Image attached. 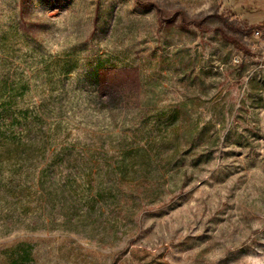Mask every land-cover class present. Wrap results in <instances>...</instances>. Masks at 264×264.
<instances>
[{"label":"rangeland","instance_id":"rangeland-1","mask_svg":"<svg viewBox=\"0 0 264 264\" xmlns=\"http://www.w3.org/2000/svg\"><path fill=\"white\" fill-rule=\"evenodd\" d=\"M1 103L0 246L264 264V0H0Z\"/></svg>","mask_w":264,"mask_h":264},{"label":"trees","instance_id":"trees-1","mask_svg":"<svg viewBox=\"0 0 264 264\" xmlns=\"http://www.w3.org/2000/svg\"><path fill=\"white\" fill-rule=\"evenodd\" d=\"M3 102V99H2ZM7 106L3 103L0 105V137L4 135L5 129L2 127V121L8 117ZM44 178L40 177V180ZM79 203L85 202V198H79ZM107 216L101 220H95L94 228L100 226L106 230V239L108 242L118 237L120 227V216L123 213V205L117 199L107 202ZM89 216L94 217L93 212L89 211ZM97 228V227H96ZM0 264H36L34 257V247L27 241H19L9 246H0Z\"/></svg>","mask_w":264,"mask_h":264}]
</instances>
